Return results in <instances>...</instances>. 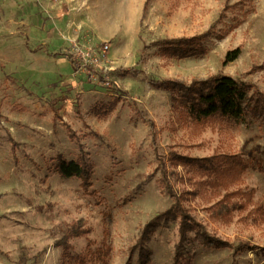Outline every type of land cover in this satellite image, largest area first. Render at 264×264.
Returning <instances> with one entry per match:
<instances>
[{"label":"rangeland","instance_id":"rangeland-1","mask_svg":"<svg viewBox=\"0 0 264 264\" xmlns=\"http://www.w3.org/2000/svg\"><path fill=\"white\" fill-rule=\"evenodd\" d=\"M207 31L200 57L154 46ZM106 44L97 64L74 51ZM218 75L264 94V0H0V264H173L179 218L159 221L139 243L174 204L163 178L201 231L231 246L190 241L183 264H264V223L247 216L264 202V123L188 127L170 92L150 84ZM170 152L243 160L248 209L216 216L220 197L171 166ZM80 155L88 190L55 172L59 157ZM80 219L87 234L60 245Z\"/></svg>","mask_w":264,"mask_h":264},{"label":"trees","instance_id":"trees-1","mask_svg":"<svg viewBox=\"0 0 264 264\" xmlns=\"http://www.w3.org/2000/svg\"><path fill=\"white\" fill-rule=\"evenodd\" d=\"M209 35L210 32L207 31L202 35L190 38L162 40L155 43L154 46H158L163 55L173 54L180 58H195L205 54L202 42ZM239 54L238 48L228 51L224 57L223 65L237 59ZM150 84L156 89L170 92L172 110L179 120L186 123L188 127L202 128L212 122H225L246 127H250L256 121L264 123V94L253 88L252 85L230 76L218 75L204 81L194 80L190 85L168 79L151 81ZM168 161L171 166L182 165L187 172L192 173V176H197L200 182H197L198 185L195 187H207L213 196L220 197L213 206L216 216L226 219L234 212H244L248 209L253 191H244L239 187L245 172L243 160L240 158L215 155L199 159L170 152ZM55 172L64 178L78 179L81 187L85 190L90 187L91 170L83 155H80L75 161H66L59 157L56 160ZM161 185L167 187L174 204L144 227L139 239L140 244L146 239L148 231L158 226L159 221L171 222L179 218V243L175 248L173 264H183V245L190 241H198L199 244L208 248L231 247L226 242L215 240L201 231V226L195 224L180 205V197L184 194L176 196L172 193L166 178H163ZM190 193L188 192V194ZM247 216H253L254 220L258 221L259 219L260 223H264V202L249 211ZM84 225L85 221L82 219L72 224L63 240L64 243L62 241L60 245H66V241L70 238L87 234V230L83 229ZM189 233L194 234L193 239L188 236ZM140 255L141 258L147 260V252L142 246ZM144 263L148 264V262Z\"/></svg>","mask_w":264,"mask_h":264},{"label":"built area","instance_id":"built-area-1","mask_svg":"<svg viewBox=\"0 0 264 264\" xmlns=\"http://www.w3.org/2000/svg\"><path fill=\"white\" fill-rule=\"evenodd\" d=\"M86 49H87L86 52L83 53V50L81 48L75 46L74 51L81 58L80 61L85 62L84 64H88V63L97 64L100 60V57L107 52L108 45L106 44L101 48L88 47Z\"/></svg>","mask_w":264,"mask_h":264}]
</instances>
